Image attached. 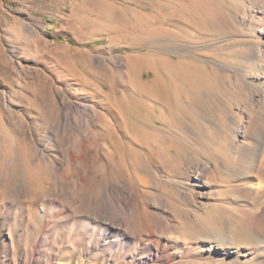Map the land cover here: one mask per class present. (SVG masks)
I'll return each instance as SVG.
<instances>
[{
    "label": "rangeland",
    "instance_id": "374dc122",
    "mask_svg": "<svg viewBox=\"0 0 264 264\" xmlns=\"http://www.w3.org/2000/svg\"><path fill=\"white\" fill-rule=\"evenodd\" d=\"M263 29L264 0H0V264H151L154 251L134 259L136 241L118 230L142 237L159 214L175 222L169 203L208 212L178 193L200 147L190 129L205 135L195 121L215 117L216 95L236 102L224 92L236 74L264 78ZM152 58L171 100L161 132L150 124L157 105L130 91ZM117 104L139 138L171 140L170 151L126 144ZM163 229L170 240L205 239L198 228ZM234 236L257 245L246 229Z\"/></svg>",
    "mask_w": 264,
    "mask_h": 264
},
{
    "label": "bare ground",
    "instance_id": "6f19581e",
    "mask_svg": "<svg viewBox=\"0 0 264 264\" xmlns=\"http://www.w3.org/2000/svg\"><path fill=\"white\" fill-rule=\"evenodd\" d=\"M28 29L32 35L40 37L35 28L29 26ZM256 52L260 57L264 56V36L260 38ZM155 60L152 58L149 64L141 67L139 74L142 80L137 90L132 88L130 91L146 108H155L157 105L159 113L150 124L151 128L161 132L169 123L164 115L167 110L170 111L171 100L162 96L165 90L161 86ZM161 61L170 63L167 58H161ZM257 67H253V70ZM150 71L153 75L145 78V73L149 74ZM254 71L256 74L257 71ZM246 74L235 75L238 82L234 87L224 86L225 94L231 99L239 93L235 103L216 95L210 106L215 117L207 112L203 123L196 119L195 124H199L204 136L190 129L200 147L193 148L195 158L185 164L188 177L184 182L189 188H180L178 193L183 200L198 198L208 212L200 215L182 205L169 203L172 212L180 213L179 219L174 218L175 222L159 214V225L154 231L147 230L142 237L118 230L122 237L136 241L131 254L134 259L141 258L140 254L150 249L154 253L146 258L151 264H264V78L257 82L250 81ZM75 92L80 91L75 88ZM56 94L61 95V91L57 89ZM115 108L124 128L127 126L130 132L131 140L126 141V144L135 142L141 149L152 146L158 154L168 153L173 147L168 136L166 139L170 142L164 145L155 136L149 141L139 138L133 132L139 126L122 117L120 105H115ZM113 132L117 133L120 145L122 140L116 127H113ZM115 150L116 147L113 152ZM202 154L203 160L199 159ZM161 169L169 176L174 172L166 163L161 164ZM164 226L187 232L198 228L205 239L193 240L191 235L188 238L182 232L170 240L162 236L167 232ZM241 229L252 232L258 238L257 245L240 246L234 234ZM143 243L144 248L140 247Z\"/></svg>",
    "mask_w": 264,
    "mask_h": 264
}]
</instances>
